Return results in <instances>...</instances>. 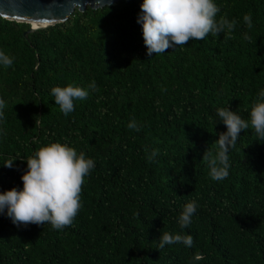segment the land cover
Returning <instances> with one entry per match:
<instances>
[{
    "label": "trees",
    "instance_id": "16d2710c",
    "mask_svg": "<svg viewBox=\"0 0 264 264\" xmlns=\"http://www.w3.org/2000/svg\"><path fill=\"white\" fill-rule=\"evenodd\" d=\"M142 2L75 8L27 37L28 23L0 16V51L13 58L0 64V192L22 188L25 160L41 144L94 161L70 226H16L0 214V264H264V141L242 131L223 180L201 158L226 131L216 110L247 120L264 89V0H214L218 15L237 21L231 38L210 33L151 57L137 23ZM69 83L88 96L65 116L51 89ZM163 232L191 235L193 245L160 248Z\"/></svg>",
    "mask_w": 264,
    "mask_h": 264
},
{
    "label": "clouds",
    "instance_id": "9594fccd",
    "mask_svg": "<svg viewBox=\"0 0 264 264\" xmlns=\"http://www.w3.org/2000/svg\"><path fill=\"white\" fill-rule=\"evenodd\" d=\"M140 9L137 23L141 25L149 57L174 46H183L192 39L203 40L210 33L217 36L224 33L226 38H231L237 24L226 15H218L220 8L214 0H143ZM243 20L248 28L252 27L250 15H245ZM245 39H248L246 34ZM12 63L13 58L0 51V64L7 68ZM88 88L95 90V83H90ZM51 95L67 116L74 111L75 101L87 98L88 91L69 83L64 87H53ZM4 108L5 101L0 99V120L4 118ZM216 112L226 131L217 134L214 141L216 151L204 150L201 158L208 165L210 177L219 181L229 175L228 152L235 147L242 131L251 127L259 140L264 141V89L252 101L247 120L227 106ZM128 127L139 131L135 121ZM157 154L158 150H152L147 158L152 161ZM14 160L9 158L3 166L12 168ZM25 161L27 170L20 177L22 188L0 192V214L6 215L16 226L50 224L56 230L70 226L81 208L82 185L94 168V161L60 142L39 145ZM195 211L194 201L182 206L178 217L182 228L190 225ZM158 239L160 248L176 243H183L186 247L193 245V237L186 234L163 232Z\"/></svg>",
    "mask_w": 264,
    "mask_h": 264
},
{
    "label": "water",
    "instance_id": "95a60500",
    "mask_svg": "<svg viewBox=\"0 0 264 264\" xmlns=\"http://www.w3.org/2000/svg\"><path fill=\"white\" fill-rule=\"evenodd\" d=\"M117 0H0V16L9 20L26 22L27 33L54 23L63 22L76 8L82 11L86 6L98 8Z\"/></svg>",
    "mask_w": 264,
    "mask_h": 264
}]
</instances>
